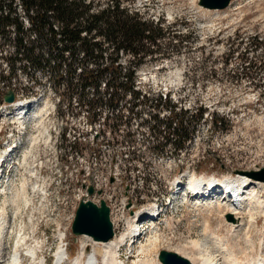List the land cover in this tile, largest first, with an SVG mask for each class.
<instances>
[{
	"label": "rangeland",
	"instance_id": "1",
	"mask_svg": "<svg viewBox=\"0 0 264 264\" xmlns=\"http://www.w3.org/2000/svg\"><path fill=\"white\" fill-rule=\"evenodd\" d=\"M120 1L121 7L138 12L153 24L162 21L167 33L158 46L164 54L160 60L138 68L129 56L119 60L123 72L136 69L134 90L149 98L145 103L127 96L111 113L106 104H101L96 112L102 113L93 117L95 123L90 125L91 115L78 101L79 86L68 88L63 81L57 84L48 69L37 70L25 62L16 63L11 74L7 60L13 53L11 45L0 52V141L18 131L10 124L18 111L13 107L1 113L5 89L13 90L18 101H29L32 110L21 111L25 118H41L19 135L17 142L10 137L0 143V154L14 144L21 145L14 159L5 158L14 165H9L1 187L0 210L6 214L8 249L13 250L16 240L25 238L20 253L23 264H31L27 247L38 246L37 256L45 264H54V254L61 245L67 252L65 264H72L84 251L91 250L90 238L75 236L71 231L82 200L81 175L85 174L95 177L97 188L102 190L100 197L94 195L89 200L106 202L117 237L133 229L131 218L136 212L147 210V216L138 220L143 222L144 236L134 248L133 257L123 260L120 255L131 253L129 243L119 252L124 264L158 262L159 251L175 253L179 245L202 239L200 234L205 230L227 238L224 247L228 253L241 263L252 264L260 254L259 243L264 242V212L256 214L253 221L243 213V227L234 232L226 225L229 215H222V209L197 213L187 207V189L177 197L176 184L180 181L184 185L192 176L222 181L234 178L236 172L264 167V0H231L224 10L200 8L198 0ZM93 2L96 8L112 4V0ZM18 10L17 6V13L22 15ZM20 19L26 25L25 19ZM12 39L0 38V43L9 44ZM248 63L250 70L245 68ZM86 93L91 99L92 90L88 88ZM168 108L173 114L184 112L188 119L185 127L193 129L191 140L180 149L171 136L166 144L154 140L153 132L162 127L152 129V115L157 114L171 127L177 122ZM198 110L203 113L200 121ZM16 118L26 121L21 115ZM19 195L22 199L18 200ZM260 196L264 201V192ZM153 207L164 211L158 221L147 218ZM153 239L158 242L153 243ZM262 252L264 255V249Z\"/></svg>",
	"mask_w": 264,
	"mask_h": 264
},
{
	"label": "trees",
	"instance_id": "2",
	"mask_svg": "<svg viewBox=\"0 0 264 264\" xmlns=\"http://www.w3.org/2000/svg\"><path fill=\"white\" fill-rule=\"evenodd\" d=\"M17 6L22 15L17 13ZM161 24L162 21L153 24L138 12L121 7L120 0H112L103 8H96L93 0H0V38L13 36L9 44L0 43V52L11 45L13 53L7 59L11 74L16 63L25 62L37 70L48 69L57 84L63 81L68 88L79 86L78 101L91 115V125L95 123L92 118L102 113L96 112L101 104H106L111 113L127 96L132 100L141 98L139 102L143 103L149 100L134 90L136 69L123 72L119 60L129 56L138 68L164 57L158 51L167 34ZM245 68L250 70L252 66L248 63ZM72 80H76L75 85ZM88 88L92 90L91 99L87 98ZM134 109L132 106L130 111ZM168 111L170 116H177L173 127L159 120L157 114L150 118L155 122L152 129L162 127L153 132L154 140L161 139L166 144L171 136L180 149L191 140L193 129L188 131L185 127L188 119L184 112L173 114L172 108ZM198 111L200 121L203 113ZM170 128L172 132L168 131Z\"/></svg>",
	"mask_w": 264,
	"mask_h": 264
},
{
	"label": "bare ground",
	"instance_id": "3",
	"mask_svg": "<svg viewBox=\"0 0 264 264\" xmlns=\"http://www.w3.org/2000/svg\"><path fill=\"white\" fill-rule=\"evenodd\" d=\"M28 102L29 101L21 102V103H15L10 107H14L15 110H26L29 108V105H30ZM2 112H3V115L6 114L7 108L2 110ZM20 115L21 114H18L17 117H19ZM14 121H17L18 123H20V125H21V123L25 124V121L22 122V120H20L19 118L14 119ZM12 144H14V142ZM14 145L11 148L10 147L7 148V151L2 152L1 153L2 155L0 154L1 158L5 159L7 156H10V158L14 159V157L18 153V150L21 146V145H17V144L15 146ZM22 145H24V143ZM4 148H6V146H4ZM1 158H0V160H1ZM7 160L10 161L8 158H7ZM245 173H247V172H236L233 176L234 178H232V179L225 178L222 181L219 179H216L214 177H210V178H206V179L202 178V177L201 178H196L194 176L190 177V179L187 183V187H185V189H184V191L187 189V192L185 194L186 195L185 196V205L187 207L194 208V210L197 213H201L203 211L209 212L212 209L213 210L214 209L215 210L216 209H218V210L222 209L223 210V212L221 210L222 215L228 214L231 217V221L226 222L227 223L226 225L231 226L232 230L234 232L237 229L240 230L241 226L243 225L242 221H240L243 213L248 214L250 217V220L253 221L254 216L256 214L264 212V201L262 200V196H260V194L264 192V187L262 186V184L257 183L258 181L253 182L254 180L253 181L249 180L248 176L245 175ZM208 179L210 181H209V183H206L205 180H208ZM0 183H1V181H0ZM176 186L180 187L181 182L179 181V185L176 184ZM1 193H2V191H1V186H0V195H1ZM204 194H206V196H205L206 198L201 200V198ZM24 195H26V194H24ZM22 196L23 195L21 194V197ZM21 197L19 195V197L17 196L16 199L17 198H18V200H19V198L22 199ZM207 197H209V198H207ZM155 207L158 208L157 206H155ZM156 208H154L155 210L150 212V216L147 217L148 220L154 219V217L158 213V210H156ZM5 215L2 213V210H0V264H23L20 253L23 252V247L25 246V244H24L25 238L21 239V240H19V239L16 240L17 245H15L13 250L8 249V246H7L8 245V243H7L8 225L6 223ZM262 215H264V214L262 213ZM145 216H147V210L136 212L131 218V221H132L131 226L133 227V229L128 234L122 235L121 237H117L115 234H113V237L107 242L94 241L91 237H89L87 235H81L83 237H88L92 240L91 245H88L91 248V250L87 249L86 252L84 251V253L79 255L78 258H76L72 264H98V261H100L101 264H124L121 260V257L119 256V252H120L121 248L123 246H125L127 243H129V247H130L131 243L135 240L137 234L140 231V227H139L140 223H138V220L140 217L143 218ZM220 220H221V217H220ZM250 220H249V222H250ZM205 222L207 223V221H204V223ZM245 222H246V220H245ZM253 223H251V224H253ZM245 224H247V223H245ZM248 226H249V224H248ZM206 227H208V226H206ZM244 229H246V228H244ZM247 230H244V231H247ZM209 231H211V230H209ZM207 232L208 231L205 230L203 235H202V233L200 234L201 236H203L202 239L192 240L189 243H187L189 245H186V244L179 245L177 247V251L174 254L184 258L186 261H188L189 264H244L243 261L241 263L240 262L241 260L240 261L236 260L237 258L235 259L234 255H232L231 253H228L230 251H227L225 249L226 247H224V244H225L224 241H226L227 238H226V240L225 239L223 240L221 238H218L215 235L214 236L210 235ZM113 233H114V230H113ZM237 233L238 232L236 231V234ZM247 233H250V232H246V234ZM243 234L245 235V233H242V235ZM246 236H245V240H246ZM248 240L249 239H247V241ZM61 241H62V239H61ZM156 242H158L157 239H153V243L156 244ZM60 245H61V243H60ZM210 245L213 246V248H212V249H214L213 251L210 248ZM250 245H251V242H250ZM28 246H30V245H28ZM253 246H255V245H253ZM230 249H231V247H230ZM262 249H264L263 240L259 243L260 254L258 256L256 255L257 257L255 256L256 259L253 260L252 264H264V257H263L264 255H262V253H263ZM231 251H232V249H231ZM25 252L28 255V257L30 258L31 264H45L46 263V261L44 263V259L41 260L37 256V253L39 252L38 246L37 247L36 246L29 247V248L27 247L25 249ZM167 252H169V251H167ZM253 252H255V251H253ZM235 253L233 252V254H235ZM242 253L245 254V252H242ZM66 254H67L66 250L63 249L62 246H60L54 254V259H55L54 264H64L63 258H64V256H66ZM85 258L87 260L86 263H85ZM246 258L248 259L247 256H246ZM157 259H158V255H157ZM241 259H242V257H241ZM243 259H245V258H243ZM249 260H251V259H249ZM150 262L151 263H149V264H161L159 259H158V262L157 261L155 262V260L150 261Z\"/></svg>",
	"mask_w": 264,
	"mask_h": 264
},
{
	"label": "water",
	"instance_id": "4",
	"mask_svg": "<svg viewBox=\"0 0 264 264\" xmlns=\"http://www.w3.org/2000/svg\"><path fill=\"white\" fill-rule=\"evenodd\" d=\"M231 0H198V6L206 10H224ZM15 95L13 91H9L4 96L5 103H12ZM249 179L261 182L264 185V167L255 171L245 173ZM86 189L88 196L94 194L92 186H82ZM98 196L102 194L101 190L96 192ZM109 207L105 201L101 200L99 205L81 200L76 208L74 219L71 224L72 234L75 236L87 235L94 241L107 242L113 237V228L109 216ZM231 221V217L228 216ZM158 259L161 264H189L184 258L165 250L160 251Z\"/></svg>",
	"mask_w": 264,
	"mask_h": 264
},
{
	"label": "built area",
	"instance_id": "5",
	"mask_svg": "<svg viewBox=\"0 0 264 264\" xmlns=\"http://www.w3.org/2000/svg\"><path fill=\"white\" fill-rule=\"evenodd\" d=\"M6 91H8L9 89H5ZM95 177L93 178H89L88 175H85V174H82L81 175V181H80V184H83V185H93L95 188H97L96 184H95ZM79 196H82L84 195V193L81 191V189L79 190Z\"/></svg>",
	"mask_w": 264,
	"mask_h": 264
}]
</instances>
